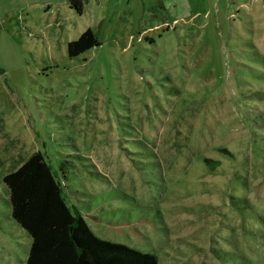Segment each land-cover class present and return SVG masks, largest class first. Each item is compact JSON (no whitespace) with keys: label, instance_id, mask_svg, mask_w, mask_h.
I'll return each instance as SVG.
<instances>
[{"label":"rangeland","instance_id":"374dc122","mask_svg":"<svg viewBox=\"0 0 264 264\" xmlns=\"http://www.w3.org/2000/svg\"><path fill=\"white\" fill-rule=\"evenodd\" d=\"M23 1L0 12V264H26L2 178L36 152L101 240L264 264V0Z\"/></svg>","mask_w":264,"mask_h":264},{"label":"trees","instance_id":"16d2710c","mask_svg":"<svg viewBox=\"0 0 264 264\" xmlns=\"http://www.w3.org/2000/svg\"><path fill=\"white\" fill-rule=\"evenodd\" d=\"M66 2L82 15L85 0ZM98 46L97 35L87 29L66 44L67 57L75 59ZM2 183L11 219L30 238L26 264H158L153 254L97 238L82 213L67 205L62 183L39 152L5 175Z\"/></svg>","mask_w":264,"mask_h":264},{"label":"crops","instance_id":"0c3cea01","mask_svg":"<svg viewBox=\"0 0 264 264\" xmlns=\"http://www.w3.org/2000/svg\"><path fill=\"white\" fill-rule=\"evenodd\" d=\"M7 1L8 0H0V12L2 10H5V9L8 8ZM30 1H32V0H24L23 3H22L23 4V7H28ZM65 3L67 4V2H65Z\"/></svg>","mask_w":264,"mask_h":264}]
</instances>
